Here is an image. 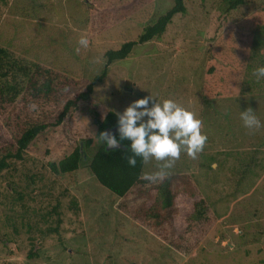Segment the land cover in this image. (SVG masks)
<instances>
[{
	"label": "rangeland",
	"instance_id": "obj_1",
	"mask_svg": "<svg viewBox=\"0 0 264 264\" xmlns=\"http://www.w3.org/2000/svg\"><path fill=\"white\" fill-rule=\"evenodd\" d=\"M183 3L185 12L171 19L160 38L135 46L125 60L110 65L88 101L29 144L27 162L35 163L41 180L31 187L35 201L26 204L25 213L18 205H12V213L9 204H0V264H264V79L253 75L264 63V0H245L228 13L219 0ZM171 5L172 0H0V47L49 69L56 83L74 84L59 100L21 95L0 111V123L7 131L54 123L64 101L101 72L102 54L136 41L149 20ZM82 36L87 47L77 43ZM254 40L259 42L255 51ZM149 93L193 111L207 135L195 159L181 152L170 168L162 169L164 161L154 158L143 166L145 178H162L154 174L163 170V177L195 180L193 197L176 196L178 217L172 220L173 236L183 234L193 201L206 202L212 222L195 250L174 249L121 212V200L86 168L101 144L94 139L98 120ZM249 107L261 121L254 131L240 120V111ZM87 139L93 140L89 148ZM80 144L84 155L76 172L54 179L43 168ZM18 171L23 174L25 167L18 164ZM173 189L182 187L173 184ZM8 196L0 181V201ZM63 196L57 234L38 238L44 224L36 208ZM152 200L146 196L138 203L148 207Z\"/></svg>",
	"mask_w": 264,
	"mask_h": 264
},
{
	"label": "trees",
	"instance_id": "obj_2",
	"mask_svg": "<svg viewBox=\"0 0 264 264\" xmlns=\"http://www.w3.org/2000/svg\"><path fill=\"white\" fill-rule=\"evenodd\" d=\"M184 1L172 0L170 8L149 20L148 24L142 28L136 41H126L118 49L105 51L101 56L105 64L101 72L94 75L79 93L64 101L54 123H26L12 131H7L6 125L0 123V181L6 183L10 192V196H8L10 200L5 197V199L0 201L2 206L9 204V212H12V207L18 205L22 214L29 209L26 204L30 201H35L31 187H36L41 180V178L37 177L39 172L36 169L37 167H35V163L32 161L28 165L26 152L29 144L48 127L61 125L69 112L76 109L78 103L88 101L94 88L105 79L110 65L125 60L135 46L160 38L170 24L171 19L175 15L185 12ZM219 1L224 6L223 12L228 13L243 5L245 0ZM258 44L257 40L250 41V46H253L252 49L254 51L258 48ZM261 65H264V63ZM73 87L74 84L71 81L56 83L49 69H43L38 64L18 58L13 53L0 47V111L6 106L12 105L21 95L32 100L41 97L59 100L71 91ZM116 120L117 116L113 112H108L103 120H98L94 139L98 141L97 135L99 132L115 126ZM92 141L91 139L85 140V147L89 148ZM128 144L129 142L124 140L121 141L124 149L106 151L105 144L101 142L86 167L89 174L99 186L121 200L119 210L125 215L149 227L150 230L174 249L184 246L195 250L199 240L203 237L202 233H205V230L210 227L212 222L206 216L207 206L203 199L198 198L193 201V211L186 219L187 228L185 232L174 237L172 231V220L178 217V210L174 203L175 198L181 192L193 197L197 193L195 180L190 179L189 176L181 175L154 179L143 177L145 161L140 157H136L135 166L129 165L128 157L132 153ZM79 161V148L76 147L58 163H48L46 167H42L46 168L55 179L60 175H71L76 172L79 169ZM18 164L25 167L23 174L17 175V173H20ZM25 165L32 168H26L27 166ZM173 184L177 187L181 186V191L173 189ZM152 193H154L153 196ZM146 196L149 199L153 198L152 203L148 207L138 203V201H144ZM63 197H60L61 200H54V205L48 203L45 206L36 208L35 215L44 224L43 230H37L39 231L38 238L46 234H57L61 225L60 217L62 213L60 207L62 199L66 198L65 196ZM46 207H49V209H46ZM258 234L260 235V232ZM29 239L35 242L36 237L31 235ZM252 243H255V241H252ZM32 246L35 245L32 243Z\"/></svg>",
	"mask_w": 264,
	"mask_h": 264
},
{
	"label": "clouds",
	"instance_id": "obj_3",
	"mask_svg": "<svg viewBox=\"0 0 264 264\" xmlns=\"http://www.w3.org/2000/svg\"><path fill=\"white\" fill-rule=\"evenodd\" d=\"M77 43L83 47L88 46V40L83 36ZM253 75L257 80L264 79V65L256 67ZM115 115L116 133L102 130L97 138L109 149H117L121 141L127 140L132 153L128 157V164L131 166H135L136 157L143 161L154 158L164 161L162 169H167L179 158L181 152L195 159L207 141V135L201 130L202 121L193 111L173 99L157 101L149 93L133 100ZM239 115L243 127L249 131L261 127V121L252 108L240 111ZM211 167L215 168L216 164L213 163ZM154 175L163 177L166 173L161 170Z\"/></svg>",
	"mask_w": 264,
	"mask_h": 264
},
{
	"label": "water",
	"instance_id": "obj_4",
	"mask_svg": "<svg viewBox=\"0 0 264 264\" xmlns=\"http://www.w3.org/2000/svg\"><path fill=\"white\" fill-rule=\"evenodd\" d=\"M105 130H108L110 132H112L113 134L116 133V125L112 126V127H108ZM82 144H80V149H79V153H80V159L83 158L82 156L84 155L83 151L81 150ZM117 149H124V147L122 145H119V148ZM105 150L106 151H110V150H116V149H109L106 145H105ZM85 157V156H84Z\"/></svg>",
	"mask_w": 264,
	"mask_h": 264
}]
</instances>
